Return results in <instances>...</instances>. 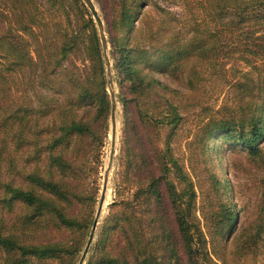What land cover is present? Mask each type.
<instances>
[{
	"label": "trees",
	"instance_id": "trees-1",
	"mask_svg": "<svg viewBox=\"0 0 264 264\" xmlns=\"http://www.w3.org/2000/svg\"><path fill=\"white\" fill-rule=\"evenodd\" d=\"M150 1L160 17L141 12L133 36L135 0L118 3L113 46L137 146L125 149L114 234L88 264H259L264 204L237 223L227 182L211 172L203 228L194 182L151 136L193 114L204 154L219 138L218 148L241 146L264 168V0H180L182 16ZM68 2L0 0V264H75L93 222L98 195L88 181L110 99L93 18L71 0L74 25ZM208 83L224 94L218 106L206 99ZM156 88L172 98L148 103ZM139 204L151 209L156 238Z\"/></svg>",
	"mask_w": 264,
	"mask_h": 264
},
{
	"label": "rangeland",
	"instance_id": "rangeland-1",
	"mask_svg": "<svg viewBox=\"0 0 264 264\" xmlns=\"http://www.w3.org/2000/svg\"><path fill=\"white\" fill-rule=\"evenodd\" d=\"M70 1L71 0H69L68 3L72 11L71 19L73 21V24L76 25L78 16L75 13L73 4H70ZM93 1L103 20L105 35L108 41V56L111 62V70L113 76L112 88L115 92L116 97V146L114 160L108 178L105 200V203L107 201V204L104 203L93 242L83 264H88L90 257L97 249V247L99 245H102L103 242L109 243L111 237L114 234L112 228L113 224L108 222V218L113 209L117 210L119 208V206H113V204L115 202L119 203L121 200V198L117 194V191L119 190V188H121V186H123L122 174L126 168L125 149L127 146H137V143L134 139L135 135L127 127V121L132 116L133 112L132 110H128L129 106L125 107V103L121 99L123 96H132V92L130 91V89H128L129 85L125 80V73L123 71L121 72L122 67L117 56V52L115 51V48L113 46V38L117 33L115 30V18L118 15V3L120 2V0ZM155 2L157 5L172 11L176 16L183 15V9L180 4V0H155ZM78 7L87 10L88 14L86 15V17H92L95 23L106 70V88L110 99V114L108 119L103 122L105 140L102 146L99 161L95 160L94 165H92L96 168L95 172H90L88 181L90 182V185L92 187H96L98 195L95 213L93 216L94 220L103 190L105 172L108 168L109 156L111 152V142L113 138V123L111 119L112 99L110 88L108 85L106 61L103 52L102 40L100 37L97 22L90 8L84 2V0H79ZM133 8L135 11L139 10L140 14L139 17L134 21V27L132 29L131 36L135 34L136 29L141 22V12L150 11L151 17H160L158 12H155V3L150 0H135ZM77 62L79 65H81V60L78 59ZM154 77L161 79L163 82L169 83L173 87H177V85L172 83L169 79L163 77L161 78V75H159L158 73H154ZM208 85L209 87L206 94V99L209 104L218 106L222 102L224 94L211 89L210 83H208ZM169 98H172L170 93L164 92L160 88H156V91H154V93L148 95L147 102H164ZM175 98L178 99L177 97ZM186 117L187 118L184 120V122L179 126L172 129H162L159 133V136L157 137V140L152 136L151 138H153V141L155 140V142H158L162 148H164L165 145L168 146L167 156L169 158H175L176 161L183 167L185 172H187L189 178H191V180L194 182L195 189L198 192V196L196 198L197 204L194 213L199 217L201 226L203 228H206L202 212L207 208L206 205L209 199L206 198V195L204 196L203 192L206 190L207 194L212 186L213 179L210 174L211 172L217 173V175L223 182H227L230 205L233 212L238 215L237 223L242 220L247 221L254 218L257 215L259 206L261 204H264V168L257 166L255 162L251 161L248 154L245 151L241 150V146L236 145L227 149L218 148V145L220 143L219 138H216L211 142L210 148L206 149L207 153L204 154V152H202V142H200L199 138L197 137L200 131L198 126L199 118L197 116H194L193 114H190ZM224 145H227V142H224ZM260 145L264 149V138L260 141ZM144 173L145 168L143 174ZM128 196H130V193L126 194V197ZM150 211L151 209L143 206L142 204H139L138 212L144 217L143 228L146 229L147 235L149 233V237L156 238V228L148 219ZM173 222L174 221L172 218H168L165 221V224L173 226ZM92 224L86 237L83 250L78 256L77 262L75 264H78L82 256L90 235ZM259 264H264V259H261Z\"/></svg>",
	"mask_w": 264,
	"mask_h": 264
},
{
	"label": "water",
	"instance_id": "water-1",
	"mask_svg": "<svg viewBox=\"0 0 264 264\" xmlns=\"http://www.w3.org/2000/svg\"><path fill=\"white\" fill-rule=\"evenodd\" d=\"M84 2L88 5V7L90 8L96 22L98 25V29H99V33H100V37L102 40V46H103V52H104V56H105V61H106V69H107V77H108V85L110 88V93H111V99H112V106H111V119H112V142H111V152H110V156H109V164H108V168L105 172V178H104V183H103V190L101 193V197H100V201H99V205L97 208V212L95 215V218L93 220V224H92V228L90 231V235L87 241V244L84 248V251L82 253V256L78 262V264H83L85 261V258L89 252L90 246L93 242V238L97 229V225L99 222V218L101 217L102 214V210H103V206L106 200V192H107V186H108V178H109V172L111 170L112 164H113V160H114V154H115V146H116V97H115V92L112 88V84H113V76H112V70H111V62L108 56V41H107V37L105 35V30H104V26H103V20L96 8V5L94 3L93 0H84Z\"/></svg>",
	"mask_w": 264,
	"mask_h": 264
},
{
	"label": "bare ground",
	"instance_id": "bare-ground-1",
	"mask_svg": "<svg viewBox=\"0 0 264 264\" xmlns=\"http://www.w3.org/2000/svg\"><path fill=\"white\" fill-rule=\"evenodd\" d=\"M108 195H109V192H108ZM105 204H107V201H106V203Z\"/></svg>",
	"mask_w": 264,
	"mask_h": 264
}]
</instances>
